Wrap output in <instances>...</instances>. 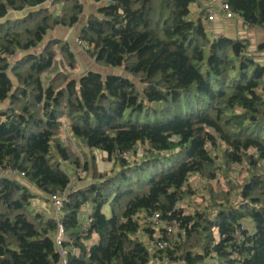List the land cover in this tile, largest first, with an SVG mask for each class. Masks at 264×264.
<instances>
[{
  "label": "trees",
  "instance_id": "obj_1",
  "mask_svg": "<svg viewBox=\"0 0 264 264\" xmlns=\"http://www.w3.org/2000/svg\"><path fill=\"white\" fill-rule=\"evenodd\" d=\"M107 1L79 40L142 89L128 76L75 75L69 42L42 44L79 21L81 0H0V264L60 259L58 219L8 170L63 198L67 264H264V43L252 52L247 40L211 36L203 14L191 16L195 0ZM225 1L264 29V0ZM96 151L112 168L98 171ZM231 170L246 173L241 184ZM220 175L227 190L212 186ZM195 196L203 203L188 210Z\"/></svg>",
  "mask_w": 264,
  "mask_h": 264
},
{
  "label": "crops",
  "instance_id": "obj_2",
  "mask_svg": "<svg viewBox=\"0 0 264 264\" xmlns=\"http://www.w3.org/2000/svg\"><path fill=\"white\" fill-rule=\"evenodd\" d=\"M81 1L83 4V12L80 15L79 21L73 27L58 26L62 30V35L57 36L58 39L63 40V41H67L69 43H72L71 39L75 38V37H77L76 39L79 40L80 30L86 24L89 16L92 14H96L97 10L100 7L106 5L108 2L107 0H104L101 2H96L94 0H81ZM49 3L51 4L52 1H50ZM211 7L220 9V3L217 1H213V0H195L190 5V11H191L192 17H199L200 15L203 14L202 17L204 19L206 30L211 36H224V37H228V38H232V39L247 40L249 43V49L252 52H256L258 47L264 43V29L260 28V27H250V26L246 25L243 18L240 17L239 15H236L233 18H227L221 14H217L212 21H208L206 18L205 11H206V9L211 8ZM53 33L54 32H52V34H51L52 38L49 39V41L56 38V36H54ZM80 46H78V47H76V45L71 46L72 50L74 51V53L78 59V63L81 62L79 57L81 55L83 56L86 54V52L83 49L84 47H82V46L80 47ZM81 66H82V64H81ZM87 70H95V71L100 72V70L94 69V68H89V69L87 68V69L82 70V71H87ZM107 74H117V73L107 72L104 75H107ZM118 75L126 76V73L124 72V74H118ZM8 104L9 103H4V105H6L5 108L8 106ZM99 153L102 154V156H104V157L106 156L104 153H101V152H99ZM107 163H110V162H107ZM111 166H112V164H111ZM110 168H108V170ZM97 169L100 172H104L100 168H97ZM84 174L85 173H82L81 176L86 175V174L85 175ZM12 176L16 177L17 179H19L23 183L27 184L30 187L31 191H33L36 194V198L34 199V205L38 210L45 212L50 217L54 216L57 218V215H56L57 211L54 207V204H53L52 200L50 198H48V196L44 192L39 190L35 185L28 183L24 177H22L20 175H12ZM88 181H92V176H90L88 178ZM75 184L80 185L81 182L78 179L74 178L73 185H75ZM91 210H92V208L89 205L82 209V212L79 214V220L81 223L87 224ZM57 236H58V234H57ZM56 239H57V237H56ZM95 239H96V236L94 235L92 238V242L95 241ZM73 250H74V248H73Z\"/></svg>",
  "mask_w": 264,
  "mask_h": 264
},
{
  "label": "rangeland",
  "instance_id": "obj_3",
  "mask_svg": "<svg viewBox=\"0 0 264 264\" xmlns=\"http://www.w3.org/2000/svg\"><path fill=\"white\" fill-rule=\"evenodd\" d=\"M15 17H17V16H15ZM52 32H54L53 33V35L54 36H56V38L55 39H58V37L57 36H61L62 35V30L60 29V27H56L55 29H53V30H51L49 33H48V35L46 36V38L43 40V43L42 44H45V43H48V41H49V39H51L52 38V36H51V34H52ZM77 37H75V38H72L71 40H72V43H70V45L72 46H74V45H76V47H78V46H80L79 44H78V39H76ZM42 47L43 46H40L37 50H35V51H40L41 49H42ZM81 47V46H80ZM84 49V51L86 52V54L85 55H79L80 57V63L82 64V66H81V64L79 63V68H78V70H77V72H75V73H73V74H75V75H78L82 70H85V69H89V68H94V69H98V70H100V72L102 73V74H106L107 72H112V73H117V74H124V70L123 69H120V68H112V67H105V66H103V65H101V64H99V63H97L96 62V60L88 53V50L86 49V48H83ZM261 54V56H260V60L261 61H264V52H261L260 53ZM17 58V57H16ZM15 60V59H14ZM126 76H128V77H131L130 75H127L126 74ZM132 78V80H134L137 84H138V87L139 88H143L144 87V85L143 84H141L136 78H134V77H131ZM4 103H8V100H6L5 102H3V104L1 103L0 104V109H3V108H5V106L6 105H4ZM152 105H154V106H157V107H160L161 105L160 104H152ZM60 137V139H61V141L62 142H64V143H66V137H67V135H65V134H61V136H59ZM91 154L92 153H89V156H90V161H92V157H91ZM93 155H95L96 156V158H95V167L96 168H100L101 170H103L104 172L105 171H108V168H112V166H113V162L112 161H110L108 158H107V156H102V154H100L99 153V151H96ZM107 162H110V163H107ZM94 163L93 162H91V165H93ZM111 164H112V166H111ZM246 173H242V174H239L238 172H234V170H231L230 171V174H229V178H228V180H231L232 179V183L234 184V186L235 185H239V184H241L242 183V181H243V178H244V175H245ZM85 175V174H84ZM203 184H205L204 182H201V181H198L197 179L196 180H194V183H193V185L197 188L198 187V190H199V192H201L200 191V189L199 188H201L202 187V185ZM212 186L214 187V188H216L217 190L218 189H224V190H227L228 189V187H229V184H227L226 183V181H225V178H224V176L223 175H220V181H213L212 182ZM198 196H195V197H193L192 199H188L189 201L188 202H185L184 203V205H186V204H188V206H189V208H188V210H190V209H193L195 206H199L200 207V204L201 203H203V201H202V199L200 198V197H198ZM183 205V204H182ZM188 206H186V207H188ZM104 212L109 216L111 213H110V208H109V206H105L104 207ZM138 236H142V234L140 233ZM146 239V238H145ZM144 239V240H145ZM147 239H149V238H147ZM86 241V243H91L92 242V237H90V238H88V239H86L85 240ZM153 264H165V262H162V261H158V262H154Z\"/></svg>",
  "mask_w": 264,
  "mask_h": 264
},
{
  "label": "built area",
  "instance_id": "obj_4",
  "mask_svg": "<svg viewBox=\"0 0 264 264\" xmlns=\"http://www.w3.org/2000/svg\"><path fill=\"white\" fill-rule=\"evenodd\" d=\"M213 1H217L220 3V9L214 8V7L206 9L205 13H206V18L208 21H212L217 14H221L227 18H233L236 16V14L231 11L229 4L225 0H213ZM78 43L82 47L86 48L87 50L90 48L85 42L78 40ZM5 173L10 174L11 176L17 175V172L10 171V170L6 171ZM18 175L23 176L24 173H20V174L18 173ZM51 200H52L54 207L57 211L56 215H57V219L59 221V229H58V236L56 239V243L58 245V249H59V253H60V259H59L57 264H67L68 254H69L70 250L62 245V241L64 240V230H63L62 224L60 223V210H61L62 205H63V198L58 194V195H52ZM156 217H159V215L157 214ZM166 229H167L168 234H172L174 232V229H175V224H174V226L166 227ZM167 246H169V244L165 240L164 241H158L155 244V248H157L159 250L165 249ZM72 251L77 255L80 254V251L77 248H74V250L72 249Z\"/></svg>",
  "mask_w": 264,
  "mask_h": 264
},
{
  "label": "water",
  "instance_id": "obj_5",
  "mask_svg": "<svg viewBox=\"0 0 264 264\" xmlns=\"http://www.w3.org/2000/svg\"><path fill=\"white\" fill-rule=\"evenodd\" d=\"M50 1H53V0H50ZM110 2H112V1H110ZM12 14V13H11ZM154 86H150V88H153Z\"/></svg>",
  "mask_w": 264,
  "mask_h": 264
}]
</instances>
